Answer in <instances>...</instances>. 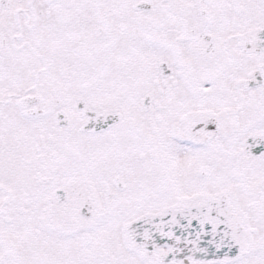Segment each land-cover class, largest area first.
I'll list each match as a JSON object with an SVG mask.
<instances>
[{
	"label": "snow or ice",
	"instance_id": "obj_1",
	"mask_svg": "<svg viewBox=\"0 0 264 264\" xmlns=\"http://www.w3.org/2000/svg\"><path fill=\"white\" fill-rule=\"evenodd\" d=\"M0 264H264V0H0Z\"/></svg>",
	"mask_w": 264,
	"mask_h": 264
}]
</instances>
